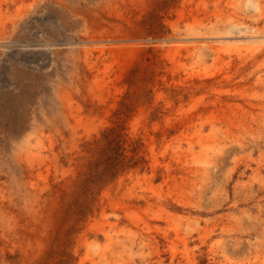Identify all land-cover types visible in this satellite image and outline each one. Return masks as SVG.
Listing matches in <instances>:
<instances>
[{"label":"rangeland","instance_id":"1","mask_svg":"<svg viewBox=\"0 0 264 264\" xmlns=\"http://www.w3.org/2000/svg\"><path fill=\"white\" fill-rule=\"evenodd\" d=\"M0 23V264H264V0H0Z\"/></svg>","mask_w":264,"mask_h":264},{"label":"bare ground","instance_id":"2","mask_svg":"<svg viewBox=\"0 0 264 264\" xmlns=\"http://www.w3.org/2000/svg\"><path fill=\"white\" fill-rule=\"evenodd\" d=\"M203 11V10H202ZM6 13V12H5ZM99 18V17H98ZM114 18V17H113ZM13 19V18H12ZM115 19V21L113 22V21H111V23H110V25L112 26V28H113V31H114V33H115V36H113V38L111 39V40H113V41H117L116 43H117V45L120 47V46H122V47H134L132 44H131V42H134V40H136V39H140V37H138V35L136 36V35H134L133 34V24L130 22V21H128V20H126L125 18H123V17H120V18H118L117 20H116V18H114ZM97 21L98 20H96V21H94V25L95 26H98L99 25V23H97ZM133 22V21H132ZM1 24V23H0ZM135 24V23H134ZM92 25V24H91ZM136 28V27H135ZM203 28V27H202ZM191 29V28H190ZM189 29V30H190ZM188 30V29H187ZM188 30V31H189ZM192 30V29H191ZM112 31V32H113ZM137 31V30H136ZM201 31V30H200ZM135 32V31H134ZM138 32V31H137ZM143 35V34H142ZM187 35V34H186ZM189 35V34H188ZM140 36V35H139ZM186 37V36H185ZM196 37V36H195ZM194 37V38H195ZM193 38V37H192ZM105 39V38H104ZM88 40H91L90 38H83L82 39V41L81 42H87ZM177 40V39H176ZM182 40V39H181ZM185 40H187V39H185ZM189 40V39H188ZM191 40V39H190ZM192 40H194V39H192ZM137 41V40H136ZM142 41V40H141ZM112 42V41H111ZM184 42V41H183ZM188 42V41H187ZM103 43V42H102ZM189 43V42H188ZM141 44V43H140ZM137 45V44H136ZM138 46H140V45H138ZM131 50H133V48L131 49ZM100 51V50H99ZM64 108V107H63ZM66 109V108H65ZM71 111V110H70ZM69 113V112H68ZM70 116V115H69ZM66 119V118H65ZM68 122V121H67ZM69 122H70V120H69ZM68 122V123H69ZM70 126V125H69ZM74 126V125H73ZM25 185V184H24ZM26 186V185H25ZM6 214H8V213H6ZM5 214V215H6ZM11 214V213H10ZM10 219V218H9ZM15 221V220H14ZM16 222V221H15ZM22 227H20V229H21ZM15 230H17V229H15ZM18 231V230H17ZM15 233V232H14Z\"/></svg>","mask_w":264,"mask_h":264}]
</instances>
